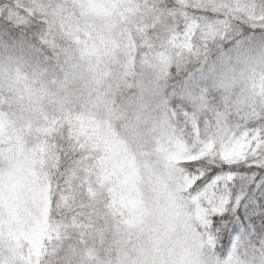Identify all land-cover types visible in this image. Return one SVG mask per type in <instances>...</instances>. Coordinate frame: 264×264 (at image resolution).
Masks as SVG:
<instances>
[{"label": "snow or ice", "instance_id": "6c2138e0", "mask_svg": "<svg viewBox=\"0 0 264 264\" xmlns=\"http://www.w3.org/2000/svg\"><path fill=\"white\" fill-rule=\"evenodd\" d=\"M0 264H264V0H0Z\"/></svg>", "mask_w": 264, "mask_h": 264}]
</instances>
